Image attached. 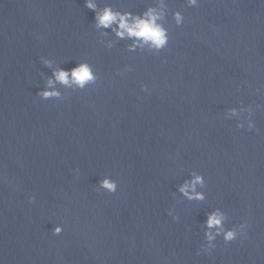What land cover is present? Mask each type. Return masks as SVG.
<instances>
[{"label": "water", "instance_id": "obj_1", "mask_svg": "<svg viewBox=\"0 0 264 264\" xmlns=\"http://www.w3.org/2000/svg\"><path fill=\"white\" fill-rule=\"evenodd\" d=\"M94 2L161 8L167 46L130 51L84 0H0V264H264V0ZM81 62L93 83L37 95ZM215 209L246 238L205 252Z\"/></svg>", "mask_w": 264, "mask_h": 264}, {"label": "clouds", "instance_id": "obj_2", "mask_svg": "<svg viewBox=\"0 0 264 264\" xmlns=\"http://www.w3.org/2000/svg\"><path fill=\"white\" fill-rule=\"evenodd\" d=\"M189 7H195L198 0H186ZM84 6L91 10L94 14L95 26L97 28H110L115 36L119 39L129 38L132 40V44L128 45L130 51L136 48H147L151 51L159 52L165 48L168 44V31L160 21L163 19L164 13L161 8L149 6L144 12L139 15L130 12H120L114 10L111 6L105 5L102 9L97 10V4L94 0H84ZM173 21L179 26L183 22V16L179 12H173ZM45 66H51L50 61H44ZM96 80V76L93 73L91 66L87 63L81 62L75 67L65 69H54L52 77L46 82V86L43 90L39 91L37 95L41 99L58 98L60 93L53 88V83H59L66 87L84 88L85 85L93 83ZM141 91H147L145 85H141ZM232 115L236 114V109H228ZM252 125L250 124L249 127ZM240 127V125H238ZM192 178L185 181L180 187L179 191L188 199L203 200V193L196 191L197 185L203 184V177L199 174L192 173ZM99 185L101 188L106 189L109 192L116 190L115 181L109 178L100 180ZM34 198H29V203ZM225 216L219 210L215 209L207 214L205 220V228L208 230L215 229L213 231H205V239L209 242L207 247L204 249L205 252L208 249L213 248L214 245L211 243L215 236L221 235L225 243L232 242L238 238L241 240L246 238L243 233V229L246 224H241L235 228H229L224 230L222 222ZM62 231V227L57 225L52 229L53 235H58ZM199 254V253H198Z\"/></svg>", "mask_w": 264, "mask_h": 264}]
</instances>
